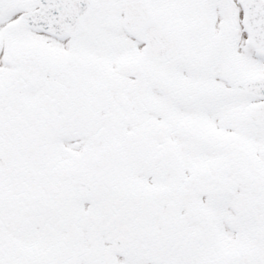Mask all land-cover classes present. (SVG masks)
Masks as SVG:
<instances>
[{
    "label": "snow or ice",
    "instance_id": "6c2138e0",
    "mask_svg": "<svg viewBox=\"0 0 264 264\" xmlns=\"http://www.w3.org/2000/svg\"><path fill=\"white\" fill-rule=\"evenodd\" d=\"M0 264H264V0H0Z\"/></svg>",
    "mask_w": 264,
    "mask_h": 264
}]
</instances>
